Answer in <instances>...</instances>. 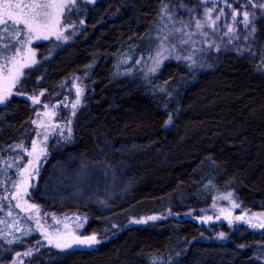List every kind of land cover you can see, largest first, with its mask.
<instances>
[{"label":"trees","instance_id":"trees-1","mask_svg":"<svg viewBox=\"0 0 264 264\" xmlns=\"http://www.w3.org/2000/svg\"><path fill=\"white\" fill-rule=\"evenodd\" d=\"M171 1L101 0L87 9L72 42L35 45L38 65L0 107L1 165L12 147L30 138L35 105L24 95L63 101L61 86L76 77L89 92L73 119L72 139L50 146L30 198L45 212L84 214L96 247L42 249L24 264H263L264 229L237 226L222 244L181 215L207 208L215 193H231L251 212H264V14L255 15L250 52H225L198 74L167 63L144 77L135 63L151 53ZM27 36L22 27H0V65L22 50ZM91 165L121 173L128 193L104 196L101 178L90 183L103 195L89 197L65 178L55 189L56 168L80 173ZM161 216L167 218L145 220ZM21 221L22 232H1L19 242L0 241V264L36 240L33 226Z\"/></svg>","mask_w":264,"mask_h":264},{"label":"rangeland","instance_id":"rangeland-1","mask_svg":"<svg viewBox=\"0 0 264 264\" xmlns=\"http://www.w3.org/2000/svg\"><path fill=\"white\" fill-rule=\"evenodd\" d=\"M100 1L0 0V27L12 24L22 27L28 35L22 50L7 64L0 65V107L16 94V88L25 73L38 65L39 53L35 45H65L72 42L85 27L87 9L93 8ZM257 13L264 14V0H172L163 11L151 53L139 59L135 68L145 77L156 73L164 64L180 63L198 74L208 70L217 57L225 52L246 54L255 44ZM61 89H64L63 101H58L56 95L44 97L42 93L23 96L39 100L34 108L30 138L27 144L20 143L12 147L0 165V180L3 183L0 190V241L19 242L12 241V238L7 239L3 233L6 228L7 234L11 230L22 232L21 219H26L36 233V240L30 249L16 253L4 264H24L30 255H35L42 249L68 250L61 249L59 243L57 247V242L64 238L97 237L86 233L88 218L84 214L45 212L33 204L30 198L31 190L50 157V146L61 145L72 139L73 119L89 95L83 81L77 77L68 80ZM68 95L72 96L71 101ZM95 167L91 165L89 168H82L80 173L75 172L77 174H65L56 168L53 177L55 189L60 187L61 180L65 178L77 182L78 187L82 185V191L89 197L98 196L102 189L97 184L92 186L90 182L99 181L101 178V182L107 184V193L104 196L109 197L116 191L114 195L118 196L128 193V189L124 190L126 187L122 189L120 186L121 173H115L114 168L107 170L106 167H100L104 171L103 174ZM100 174L101 176H98ZM88 183L91 186H87ZM76 186H73L72 190L74 196L78 194L79 188H75ZM212 196L210 206L187 212L181 217L210 219L212 223L202 228L206 234H211L209 236L213 241L225 243L228 234L237 226H245L252 232L264 229V212H251L231 193H215ZM103 200L105 201V198ZM11 211L19 215L12 218ZM2 213H5L4 217ZM223 216H230L232 222L220 221ZM163 218L167 217H149L145 220ZM136 222L132 221L130 224ZM204 239L206 238L202 237V240ZM5 242L7 241L2 243L6 246ZM259 248L264 250V245ZM0 251H3L1 244ZM261 261L264 264V256ZM154 264L163 263L157 261Z\"/></svg>","mask_w":264,"mask_h":264},{"label":"water","instance_id":"water-1","mask_svg":"<svg viewBox=\"0 0 264 264\" xmlns=\"http://www.w3.org/2000/svg\"><path fill=\"white\" fill-rule=\"evenodd\" d=\"M27 102H30L32 106L36 105V103L39 101L38 99H31L30 97H24ZM192 221L197 226H208L212 223L210 219L204 220V219H192ZM220 221H226L228 223L232 222V218L230 216H223ZM61 249H77V250H93L96 247V237H82V238H76V237H70V238H64L57 242V247Z\"/></svg>","mask_w":264,"mask_h":264}]
</instances>
